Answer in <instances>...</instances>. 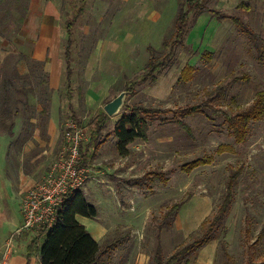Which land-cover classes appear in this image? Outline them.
<instances>
[{"label": "rangeland", "instance_id": "1", "mask_svg": "<svg viewBox=\"0 0 264 264\" xmlns=\"http://www.w3.org/2000/svg\"><path fill=\"white\" fill-rule=\"evenodd\" d=\"M183 1L87 0L84 4L83 0H0V102L8 99L9 106H14L17 100H24L35 105L28 110L20 106V115L12 116L18 124L9 140L5 139L7 130L0 126V213L6 208L15 211V206L20 215L17 198L12 197L10 205L3 203L6 179L13 178L9 184L16 190L17 176L28 169L27 157L42 153L45 146L49 148L44 154L48 161L42 162L50 170L65 146L68 121L84 128L83 143L89 141L106 112L105 105L125 91L126 79L143 74L151 58L149 48L159 55L165 40L174 41L182 4L189 16L175 58L156 82L126 91L117 114L106 112L108 117L97 136L104 143L86 162L88 177L82 188L107 229L102 243L120 240L103 259L111 264H154L159 246L167 258L187 245L202 232L205 221L217 214L229 178L239 169L232 206L216 238L193 264H247L251 256L264 259V117L252 121L247 139L237 143L223 116L212 111L236 113L251 105L258 91L264 94V0ZM242 1L248 4L245 8L239 7ZM197 4L240 19L247 30L231 18L195 12ZM34 16L44 21L34 24ZM73 19L71 79L67 80V25ZM40 35L56 36L58 42L51 46L57 52H50L53 63L33 57L35 50L42 56L47 53L44 45L34 40ZM187 65L195 71L184 81L181 74ZM69 84L72 103L67 100ZM54 100L62 120L56 141L49 135L48 116L36 109L38 106L41 111L47 104L50 111ZM204 103L208 104L206 110L198 114L181 117L177 113ZM134 105L151 108L155 114L145 116L147 140L137 138L128 146V155L122 156L114 127L128 111L127 106ZM14 112L13 108L12 115ZM34 113L37 121L29 123V115ZM45 137L50 141L41 146ZM7 144L11 167L4 172L2 151ZM198 159L212 161L187 170V165ZM27 188L21 189L22 199ZM177 203L182 206L175 219L165 221ZM6 226L0 220V227L11 232L12 226ZM18 229L7 234L8 243L25 232L31 237L37 233Z\"/></svg>", "mask_w": 264, "mask_h": 264}, {"label": "trees", "instance_id": "2", "mask_svg": "<svg viewBox=\"0 0 264 264\" xmlns=\"http://www.w3.org/2000/svg\"><path fill=\"white\" fill-rule=\"evenodd\" d=\"M86 1L87 0H83L84 4ZM195 1L197 0H184L183 3L192 4ZM247 5L248 4L245 1H242L239 4V7L245 8ZM183 7L184 5L182 6L181 4V8H179L178 15L176 17L175 30L173 33L175 36L174 41L171 42L170 39L165 40L163 42L164 51L159 55H155L154 48H149L151 58L146 64L143 74L136 79H126L124 88L125 91L133 92L138 86L145 85L148 82H156L161 71L175 58L177 52L176 48L183 44V38L186 32V23L189 16L188 10ZM82 11L83 9H81V12ZM204 11L212 12L217 18H231L238 24V26L247 30L244 22L232 15H222L199 4L195 6V12ZM75 20L76 19L69 21L67 25V48L65 50V58L67 61V80L71 79L70 45L73 39V26ZM207 55L210 58L212 53H207ZM22 57L24 58V56ZM194 71L195 69L193 67L187 65L182 71L181 80H190ZM67 94V100L72 103L74 97L71 84H69L67 88ZM0 103H2L0 106V126L5 127L10 136L15 133L14 130L17 125V120H12V116L17 117V115H20L21 107L26 110L29 109V106L35 107L34 104H28L27 101L24 100H17L14 106H9L10 103L8 102V99H3ZM207 106V103H204V105L187 106L179 109L180 111H177V113H181V117L194 115L202 112L203 109L206 110L205 108ZM12 107L15 109L14 115H12ZM127 108L128 111L121 116L114 127V134L118 139V150L122 156L128 155V146L137 138L147 140L149 126L145 116H154L155 114L151 108H147L143 105H134L132 107L127 106ZM212 111L223 116L231 135L234 136L237 143H241L247 139L251 122L259 121L264 117V94L262 91H258L254 102L236 113H229L222 109H212ZM48 113L49 110L46 104L42 107L40 115L47 116ZM31 116H33V114L29 115V122ZM107 117V113L104 112L102 119L96 124L97 128L94 129V133L91 134L89 141L87 143H82L81 166L85 167L91 152L97 151L104 143L103 140L99 141L97 136L99 135L100 129L103 128L104 119ZM10 119L11 121L8 123L7 120ZM177 121L181 126L188 128V126L181 121V119H177L176 122ZM211 161L212 160L210 159H198L192 162L191 165H187V170H191L201 164L211 163ZM240 174L241 169L231 174L223 202L218 208L217 214L212 219L205 221L202 232L195 236L194 239L187 245L176 249L167 258L164 256L163 250L159 246L153 257L154 264H193V262L197 259L199 252L216 238V231L221 227L232 206L234 200V185ZM181 206V203H177L172 206L169 213L165 217V221L169 218L174 220L177 211ZM78 215L90 218H96L98 216L97 207L87 199L83 188H79L65 195L62 203V209L51 227L35 229L37 233L30 240L27 247L26 264H31L36 257L40 258V264H111L103 258L117 247L120 240H107L105 243H100L94 239L87 227L78 221ZM222 246L225 251V243H222ZM247 264H264V259L258 260L251 256L248 259Z\"/></svg>", "mask_w": 264, "mask_h": 264}, {"label": "crops", "instance_id": "3", "mask_svg": "<svg viewBox=\"0 0 264 264\" xmlns=\"http://www.w3.org/2000/svg\"><path fill=\"white\" fill-rule=\"evenodd\" d=\"M55 1L56 0H54V3H55ZM32 6H33V3H32ZM35 9L36 8H32V11L33 12L37 11ZM54 12H55V9H54ZM37 19H39V18H37L36 16H34V18H31V20L34 22V24H37L41 20L44 21V19H39V20H37ZM54 39L56 40V42L53 41ZM34 40H36L37 45H40V44L44 45L42 47L47 49V53L44 56H42L41 54H37L38 51L35 50L36 52H34L33 57H35L37 60L38 59H40V60H46L47 59L53 63V59L51 58L50 52H51V49H52V53L57 52V49H55L54 47L51 46V45H54V43L58 42L56 39V36H53V35L41 36L40 35V36H36L34 38ZM66 41H67V39H66ZM48 50H49V52H48ZM50 63L49 62L46 63L47 67H51ZM53 104H55V105L57 104L56 100L53 101ZM53 104H52L53 108L49 111V113L47 115L48 117L47 116L46 117H47V119H49L48 126H49V135L51 137V140L56 141L59 137L60 124H61L62 120H61V117L59 116L58 105H56L57 106L56 107V106H53ZM36 109L40 113L38 106ZM35 121H37V115L33 114V116H31L29 123H32ZM18 128H19V126H18ZM16 130L17 129L15 127V130H14L15 133H16ZM35 130H37V128ZM35 133H36V131H35ZM10 137L11 136L7 132L5 139L6 138L8 139ZM36 138H37V136H34V139H36ZM48 140L50 141V139H47L45 137L42 140L44 142L41 146L47 145ZM31 141H33V139ZM6 146L7 147L4 148V151H2V154L4 156V166H3V169H5L4 172L7 171V168L9 169L11 167L10 166L11 158L9 156L10 155V153H9L10 147L8 146V144ZM42 151L43 152L38 154L37 156L32 155L31 157H27V160H29L28 169L27 170L24 169V171H22V173H19L20 175L17 176V178H16L17 179L16 190L14 189L12 191V188H11L12 184H11V186L9 184V181L11 183L14 182L13 178H7L6 179L7 180L6 185L4 184L5 189H4V194L2 195L3 196V203L10 205L11 202H9V201L13 197L15 200H16V198L18 199L19 207H20L19 208L20 215L16 211L15 206H14L15 211H13L12 209L6 208V210H4L0 213V220L5 223V226L7 224L9 226H12V231H15L16 229H18L23 223V215H22V210H21V202H22V198H21L22 197V195H21L22 191H21V189L24 187L29 188L30 186H32L36 182L41 181L49 171V169H48L49 167H47V165L44 166L43 162H42V159L45 161H48V159L44 156V154H48L49 148L47 146H45V148L42 149ZM77 219L79 222H81L82 224H84L87 227V229L89 230V232L91 233V235L94 237L95 240L99 241L100 243L103 242L105 235L107 233V229L98 220V217H96V220H97L96 221L94 219L92 220L90 217L78 215ZM2 225H3V223H2ZM11 232L9 230H4L3 228L0 227V252L2 253V260H0V263H3L4 261H6L5 264H26V262H27V259H26L27 247H28L30 240L33 237H31V235L28 234V232H25V233L19 235L17 238H14L11 243L10 242L8 243V241H6V240L9 239V235H7V234H10ZM11 234H13V233H11ZM11 234H10V236H11ZM7 245H10V246L8 247ZM31 264H40V258L39 257L34 258V260L31 262Z\"/></svg>", "mask_w": 264, "mask_h": 264}, {"label": "built area", "instance_id": "4", "mask_svg": "<svg viewBox=\"0 0 264 264\" xmlns=\"http://www.w3.org/2000/svg\"><path fill=\"white\" fill-rule=\"evenodd\" d=\"M86 130L74 120L66 124V141L59 159L41 180L27 188L22 199L23 224L20 230L51 227L62 209L65 195L82 188L88 177V169L81 166V145Z\"/></svg>", "mask_w": 264, "mask_h": 264}, {"label": "water", "instance_id": "5", "mask_svg": "<svg viewBox=\"0 0 264 264\" xmlns=\"http://www.w3.org/2000/svg\"><path fill=\"white\" fill-rule=\"evenodd\" d=\"M127 92L126 91H122L117 97H115L112 101L108 102L105 105V111L113 116L115 114H117L120 110V108L123 106L124 104V100H125V96H126Z\"/></svg>", "mask_w": 264, "mask_h": 264}]
</instances>
